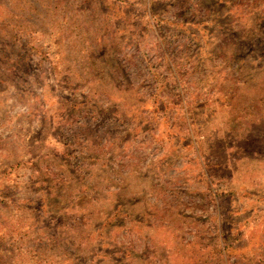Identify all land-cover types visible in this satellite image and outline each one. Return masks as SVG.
Listing matches in <instances>:
<instances>
[{
    "label": "rangeland",
    "instance_id": "374dc122",
    "mask_svg": "<svg viewBox=\"0 0 264 264\" xmlns=\"http://www.w3.org/2000/svg\"><path fill=\"white\" fill-rule=\"evenodd\" d=\"M0 264H264V0H0Z\"/></svg>",
    "mask_w": 264,
    "mask_h": 264
}]
</instances>
